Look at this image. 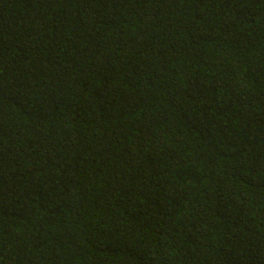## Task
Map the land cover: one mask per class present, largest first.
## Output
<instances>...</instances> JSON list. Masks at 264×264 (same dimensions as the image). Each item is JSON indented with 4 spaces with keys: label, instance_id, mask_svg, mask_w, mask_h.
Returning a JSON list of instances; mask_svg holds the SVG:
<instances>
[{
    "label": "trees",
    "instance_id": "trees-1",
    "mask_svg": "<svg viewBox=\"0 0 264 264\" xmlns=\"http://www.w3.org/2000/svg\"><path fill=\"white\" fill-rule=\"evenodd\" d=\"M0 264H264V0H0Z\"/></svg>",
    "mask_w": 264,
    "mask_h": 264
}]
</instances>
